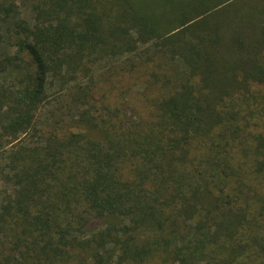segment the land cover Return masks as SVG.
<instances>
[{
  "label": "trees",
  "instance_id": "16d2710c",
  "mask_svg": "<svg viewBox=\"0 0 264 264\" xmlns=\"http://www.w3.org/2000/svg\"><path fill=\"white\" fill-rule=\"evenodd\" d=\"M0 176V264H264V0H0Z\"/></svg>",
  "mask_w": 264,
  "mask_h": 264
},
{
  "label": "rangeland",
  "instance_id": "374dc122",
  "mask_svg": "<svg viewBox=\"0 0 264 264\" xmlns=\"http://www.w3.org/2000/svg\"><path fill=\"white\" fill-rule=\"evenodd\" d=\"M24 14L28 17L27 11H24ZM132 91V90H131ZM138 91V90H137ZM133 92V91H132ZM134 93V92H133ZM0 181H1V176H0Z\"/></svg>",
  "mask_w": 264,
  "mask_h": 264
}]
</instances>
